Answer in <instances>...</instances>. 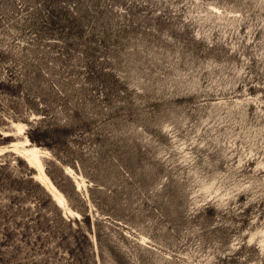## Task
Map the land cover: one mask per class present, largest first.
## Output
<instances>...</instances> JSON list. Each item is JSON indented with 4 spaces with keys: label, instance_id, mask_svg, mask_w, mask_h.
Returning <instances> with one entry per match:
<instances>
[{
    "label": "rangeland",
    "instance_id": "obj_1",
    "mask_svg": "<svg viewBox=\"0 0 264 264\" xmlns=\"http://www.w3.org/2000/svg\"><path fill=\"white\" fill-rule=\"evenodd\" d=\"M0 264H264V0H0Z\"/></svg>",
    "mask_w": 264,
    "mask_h": 264
},
{
    "label": "bare ground",
    "instance_id": "obj_2",
    "mask_svg": "<svg viewBox=\"0 0 264 264\" xmlns=\"http://www.w3.org/2000/svg\"><path fill=\"white\" fill-rule=\"evenodd\" d=\"M21 143V142H20ZM23 149L21 151L20 157L29 164L30 168L37 172V182L44 187L48 193L51 195L52 200L55 202L58 208L65 207V200L62 194L54 188L48 175L43 171L42 161L40 157L45 151L38 147H33L30 145V141L24 136L22 141ZM12 150V149H11ZM72 213V212H71ZM73 214H70V216ZM69 217V216H68Z\"/></svg>",
    "mask_w": 264,
    "mask_h": 264
}]
</instances>
